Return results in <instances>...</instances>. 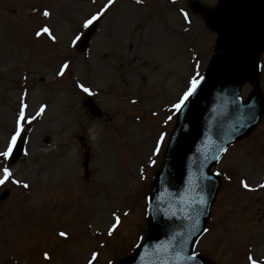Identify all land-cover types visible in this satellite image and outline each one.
<instances>
[{"label": "rangeland", "instance_id": "rangeland-1", "mask_svg": "<svg viewBox=\"0 0 264 264\" xmlns=\"http://www.w3.org/2000/svg\"><path fill=\"white\" fill-rule=\"evenodd\" d=\"M197 1L210 13L220 2ZM107 4L0 0V151L14 135L23 93L29 118L54 103L46 119L25 124L27 155L12 167L7 162L12 178L29 188L11 182L0 186V195L9 193L0 201V264H87L94 253L99 255L93 264H119L145 233L153 180L176 125L173 105L197 65L203 76L218 53L219 35L208 28L207 19L191 12L188 0H115L98 20L90 49L79 53L75 36ZM45 26L55 42L36 35ZM65 63L69 69L61 77ZM261 64L256 87L264 95V52ZM79 84L94 93L102 118L89 115L84 107L88 95ZM253 91L246 84L244 99ZM95 124L100 130L93 133ZM137 126L140 134H129ZM105 151L112 152V174L102 170ZM213 171L220 173L221 185L195 251L213 264H250L248 256L264 264V111L255 129L229 147ZM114 216L122 225L110 239Z\"/></svg>", "mask_w": 264, "mask_h": 264}, {"label": "water", "instance_id": "water-1", "mask_svg": "<svg viewBox=\"0 0 264 264\" xmlns=\"http://www.w3.org/2000/svg\"><path fill=\"white\" fill-rule=\"evenodd\" d=\"M192 9L204 11L197 2ZM210 28L220 32L217 48L222 53L214 57L196 95L179 113L162 170L155 177L146 234L122 264H210L201 256L194 262L176 261L174 253L183 247L185 254H192L205 229L220 186L219 178L210 173L220 160L214 157L221 158L222 149L244 138L261 118V93L256 91L243 103L240 89L246 81H258V61L264 50V0H221L211 16ZM94 33L93 26L80 51L87 48ZM87 105L92 115L100 116L91 99ZM23 150L22 139L12 164ZM197 197H203L206 204L193 207Z\"/></svg>", "mask_w": 264, "mask_h": 264}, {"label": "snow or ice", "instance_id": "snow-or-ice-1", "mask_svg": "<svg viewBox=\"0 0 264 264\" xmlns=\"http://www.w3.org/2000/svg\"><path fill=\"white\" fill-rule=\"evenodd\" d=\"M136 2L139 4V3H142V0H136ZM172 2L175 3L176 0H172ZM114 3H115V0H108V4L104 7V9L101 12L97 13L96 15H93L91 18L87 19L83 23L82 27L84 29H88L96 21H98L101 18V16H103L104 13L107 12L108 9ZM182 14L184 16V19L186 21H188L189 20L188 14L186 12H184ZM43 15L45 17H50L51 14L48 11H44ZM36 35L38 37L43 36V35H47L53 42L56 41V36L53 35L52 31L47 26L43 27L41 31H38L36 33ZM80 40H81V36L76 35L75 39L73 41V46H75L76 43H78ZM67 69H69V64H67V63L63 64L58 75L63 77L65 75V70H67ZM203 81H204V77L200 74L199 66L197 65L195 74L191 77L187 89L179 97L178 101L173 105V110L175 112L179 113V112L183 111V109L187 106L190 99L196 95L197 90L200 88ZM78 87L82 90L83 93H86L88 96L94 95V93L88 87L84 86L83 84H79ZM26 100H27V92L23 93V96L21 99V104H20V107L18 110V116H17V119L15 121L14 135H12L10 137V140L8 142L6 150L0 151V163L4 164V166L2 168H0V172H2V178H0V186H3L6 183L11 182L12 184L22 186L24 189L29 188V185L27 183L20 185V181L13 179L12 178L13 173L10 170V168L7 166V162L12 158L14 150L16 149L17 142L22 141V134L25 131V127H24L25 124H28V125L32 124L33 120L41 117L45 113L46 106H41L39 108L38 112L34 116L29 118L26 115L27 109L29 107ZM132 103H136V101H132ZM171 119H172V117L170 116L169 120H171ZM163 139H164V137L161 136L160 142L157 144V146L154 149V151L157 155L160 152V148H161V144L163 142ZM222 151L227 152V149L224 148V149H222ZM25 155H27V152H25ZM214 159L219 160L220 157L216 156V157H214ZM153 163H155V162H153ZM216 175L219 176L220 173L218 172V173H216ZM241 183H242L243 188L247 189L248 191H253V189L250 188L249 184L246 181H242ZM260 187L264 188V184H262ZM204 204H206V200L203 197H197L195 204L192 206L193 207H195L196 205L203 206ZM198 214L202 215L203 212L199 211ZM120 223H121L120 217L116 216L115 222L111 226V228L108 230L107 234L109 236H112L117 231V228L120 225ZM59 235H60V237H63L64 239L68 238V236L65 232H60ZM187 243H188V241H187V239H185L184 244L186 245ZM45 258L46 259L48 258L47 254H45ZM174 258L176 261H193L194 262L197 259V256L194 254H185V249L183 247H181L180 251L174 253ZM96 259H97V254L94 253L92 255L91 260L89 261V264H93V262H95ZM248 260L250 261V264H262V262L260 260L255 259L252 256H248Z\"/></svg>", "mask_w": 264, "mask_h": 264}, {"label": "bare ground", "instance_id": "bare-ground-1", "mask_svg": "<svg viewBox=\"0 0 264 264\" xmlns=\"http://www.w3.org/2000/svg\"><path fill=\"white\" fill-rule=\"evenodd\" d=\"M53 107H54V103H51L50 106L45 109V113L41 116V117H43V120L46 119L45 117H47V114L48 113L51 114L54 111ZM117 121H119V118L117 119ZM99 128H100L99 124H95L94 125V129L95 130L93 131V133L94 132H97L98 130H100ZM136 128H137V131H135V132L130 131L129 134L133 135V134H136L137 132H138V134H140V132L142 130L138 126ZM97 140H98V137L96 135V136L93 137V142L96 143ZM111 154H112L111 151H105V152H103V154H101V156H100L101 157L100 160L102 161V164L104 166L102 168V170H107L108 169L111 172V174H112L114 165H113V160L111 158ZM132 170H133V172H135L137 170V166L133 165L132 166Z\"/></svg>", "mask_w": 264, "mask_h": 264}]
</instances>
